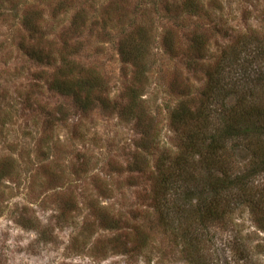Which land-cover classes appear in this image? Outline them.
Returning <instances> with one entry per match:
<instances>
[{
	"label": "rangeland",
	"instance_id": "rangeland-1",
	"mask_svg": "<svg viewBox=\"0 0 264 264\" xmlns=\"http://www.w3.org/2000/svg\"><path fill=\"white\" fill-rule=\"evenodd\" d=\"M185 1L0 0V264H264L248 207L213 222L178 212L171 196L153 201L160 165L177 170L187 140L172 110L202 105L210 73L229 75L233 54L253 77L264 72V0H193L190 11ZM124 40L144 45L139 67L121 56ZM55 77L81 98L79 81L89 85L91 105L52 90ZM234 148L226 158L241 172L250 146ZM201 167L172 181L193 180L194 208L207 197ZM253 185L264 189L263 173Z\"/></svg>",
	"mask_w": 264,
	"mask_h": 264
},
{
	"label": "trees",
	"instance_id": "trees-1",
	"mask_svg": "<svg viewBox=\"0 0 264 264\" xmlns=\"http://www.w3.org/2000/svg\"><path fill=\"white\" fill-rule=\"evenodd\" d=\"M184 4L189 11L195 9L192 7L201 6V3H194L193 0H186ZM29 21L25 22L26 26L34 27L33 30L43 36V30L40 29L39 23L35 22L34 24L32 20ZM130 44L133 47L125 45L124 40V44L121 46V56L127 63H132L137 68L139 62L143 60L145 47L142 43L130 42ZM194 45V52L201 53L198 44L194 43ZM260 54L263 55L264 51H261ZM236 60L237 57L233 54L232 61L228 66L229 75L225 74L224 68L220 72V66H216L210 73L208 86L205 93L202 94V96L204 95L203 103L197 109H191L188 103L181 102L172 110L171 124L177 130L179 128L187 129V140L181 145L175 158L177 170L170 171L160 165L158 172L160 178L157 180L153 201L159 200V197L171 196L178 212L188 208L194 218L213 222L222 221L225 217L233 215L239 208L246 206L256 218L261 230L264 231V189H256L253 185L254 180L260 174H264V107L262 108L257 103V101H261L257 91L260 89L264 91V72L258 73V77L255 78L253 77L255 65L246 61L244 64L235 66ZM230 74H233L232 79ZM78 84L79 91L84 93L83 98L74 93L70 87V81L63 77L61 79L53 78L51 88L62 95L73 93L78 99L77 103L81 104L85 110L91 105L90 102L92 103V99H89L92 98L89 95V85L87 86L82 81H79ZM128 94L131 99L126 112L131 113L136 110L138 105L136 103L138 94L134 88L129 89ZM230 98H233L232 103H229ZM145 116L146 113L143 111L137 116L139 127L144 128L145 125L141 122L147 118ZM210 120H214V122L210 123ZM149 126L145 127V132L149 133L151 129ZM210 127L211 133L208 131ZM190 128L192 129L190 130ZM251 141H258L260 144L252 149ZM229 143L232 144L231 149L227 148ZM235 144L246 148L250 146L252 153L251 166L241 172L233 170L230 161H227L226 158L228 151L231 153L234 151ZM137 156L138 152L133 156L135 166L141 164ZM193 163L202 165L201 168L204 171L202 187L207 194L202 202L198 200L197 204L199 205L195 208L192 205V200L195 194L199 199L200 193L198 192L200 190L193 180L188 179L187 176L183 177L181 181H187L186 187L178 182H172L174 174L179 178L184 172V167L192 166Z\"/></svg>",
	"mask_w": 264,
	"mask_h": 264
}]
</instances>
